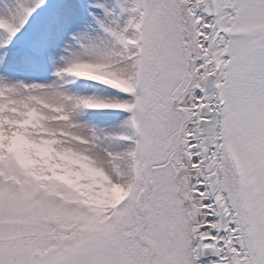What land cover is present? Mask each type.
<instances>
[{
  "label": "snow or ice",
  "instance_id": "snow-or-ice-1",
  "mask_svg": "<svg viewBox=\"0 0 264 264\" xmlns=\"http://www.w3.org/2000/svg\"><path fill=\"white\" fill-rule=\"evenodd\" d=\"M0 264H264V0H0Z\"/></svg>",
  "mask_w": 264,
  "mask_h": 264
}]
</instances>
